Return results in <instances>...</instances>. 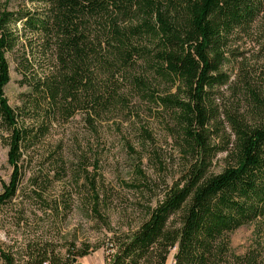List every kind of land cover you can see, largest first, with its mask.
<instances>
[{"label":"trees","instance_id":"1","mask_svg":"<svg viewBox=\"0 0 264 264\" xmlns=\"http://www.w3.org/2000/svg\"><path fill=\"white\" fill-rule=\"evenodd\" d=\"M10 1L0 6V142L11 168L0 209L15 197L23 157L37 137L24 108H12L4 94L8 54L19 53L16 69L27 77L31 35L52 62L46 75L28 82L37 106L65 118L81 111L95 129L125 104L120 89L127 84L130 95L171 113L175 144L187 160L139 227L109 245L106 264H165L172 249L174 264H264L253 252L235 255L229 242L234 231L264 218L263 90H252L244 75L246 102L223 112L213 102V92L229 83L221 71L229 42L264 18V0H29L35 9L15 11ZM221 114L229 130L224 145L214 143L211 130ZM220 153L224 167L214 174ZM93 197L97 204L99 192ZM34 251L25 264H76L90 247L70 243L60 255L44 244ZM0 259L13 264L1 248Z\"/></svg>","mask_w":264,"mask_h":264},{"label":"rangeland","instance_id":"2","mask_svg":"<svg viewBox=\"0 0 264 264\" xmlns=\"http://www.w3.org/2000/svg\"><path fill=\"white\" fill-rule=\"evenodd\" d=\"M35 7L29 0H11L7 8ZM20 43L26 50V40ZM30 48L25 80L16 69L22 62L19 53L7 55L10 81L4 88L5 97L12 108H24L25 124L37 137L23 157L15 197L0 209V248L12 255L13 264H25L34 261V250L44 244L60 255L70 243L76 248L87 244L89 254L75 263L106 264L109 245L115 238L133 233L146 219L148 209L162 200L166 186L185 170L187 160L172 135V115L145 98L130 95L127 84L120 89L125 104L101 123L96 122L95 129L84 121L81 111L65 118L49 105L41 103L39 107L37 93L28 82L46 75L52 62L49 51L35 49L39 45L31 35ZM225 57L221 71L229 83L213 92L214 106L223 112L224 107L238 108L246 102L244 75L252 90L259 95L263 90L264 98V18L234 36ZM211 130L214 143L224 145L229 130L222 114ZM223 157L220 153L212 161L214 174L222 171ZM10 175L7 147L0 142V193ZM95 192H99L97 204ZM229 242L235 255L253 252L263 260L264 218L234 231ZM174 253L175 249L170 250L165 264H174ZM0 264H4L1 259Z\"/></svg>","mask_w":264,"mask_h":264}]
</instances>
